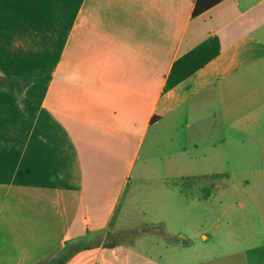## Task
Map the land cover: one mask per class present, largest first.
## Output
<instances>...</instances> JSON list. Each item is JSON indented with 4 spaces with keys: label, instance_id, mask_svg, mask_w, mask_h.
I'll use <instances>...</instances> for the list:
<instances>
[{
    "label": "crops",
    "instance_id": "obj_1",
    "mask_svg": "<svg viewBox=\"0 0 264 264\" xmlns=\"http://www.w3.org/2000/svg\"><path fill=\"white\" fill-rule=\"evenodd\" d=\"M196 2L0 0V264L64 255V264H160L121 241L105 245L110 234L101 231L122 151L133 152V164L148 129L166 118L230 126L245 134L243 158H264V0H224L193 16ZM214 37L220 54L166 91L174 62ZM9 82L26 87L13 90L21 103L39 96V122H22V138L9 135L21 129L22 111ZM248 172L264 175V167ZM202 190L206 198L214 188ZM261 194L252 198L264 223ZM253 230L259 243L245 262L264 264V226Z\"/></svg>",
    "mask_w": 264,
    "mask_h": 264
},
{
    "label": "rangeland",
    "instance_id": "obj_2",
    "mask_svg": "<svg viewBox=\"0 0 264 264\" xmlns=\"http://www.w3.org/2000/svg\"><path fill=\"white\" fill-rule=\"evenodd\" d=\"M0 90L6 88L2 85ZM9 91L15 105L22 109H16L14 118V127L21 129L10 131L9 135L22 138V122H39V96H30L28 104H24L21 103L23 92ZM137 115L139 121L140 113ZM2 127L0 124V134ZM5 134L6 131L1 138ZM244 137V133L230 126L222 128L213 122H200L196 127L194 122L169 126L166 118L152 125L133 164L131 150L122 151L117 167L112 163L116 174L109 199L114 202V208L107 231L101 232L110 234L107 238L119 237L123 251L132 247L145 259L160 264H196L205 257L216 260L200 264H246L245 251L259 243L260 237L248 230L260 232L264 226L252 198L255 193L264 194V190L254 191L260 188L255 185L264 184V175L248 171L252 167H264V158H243L245 154L240 153L239 142ZM232 147L236 149L232 151ZM216 173L227 176L214 177ZM204 186L214 188L210 197H201L205 194ZM234 226L237 229L230 234ZM164 235L180 243H170ZM203 235L207 236L206 240ZM232 252L235 254H229Z\"/></svg>",
    "mask_w": 264,
    "mask_h": 264
},
{
    "label": "trees",
    "instance_id": "obj_3",
    "mask_svg": "<svg viewBox=\"0 0 264 264\" xmlns=\"http://www.w3.org/2000/svg\"><path fill=\"white\" fill-rule=\"evenodd\" d=\"M224 0H197L193 16H199L212 7L216 6L220 2ZM221 43L218 37L211 38L179 59H177L172 67L171 73L167 79V84L165 87L166 91H169L170 89L176 87L189 77H191L193 74H195L197 71L204 68L208 63H210L212 60H214L221 51ZM10 90H14V88H19V90H24L26 87L17 83V82H9ZM8 88V87H7ZM214 177H222V175H214ZM169 242H179V240L175 239L174 241L170 238H166ZM121 239L119 237L117 238H106L105 239V245L107 246H115L119 244ZM66 261L65 255L60 257L58 260L54 261L51 264H64Z\"/></svg>",
    "mask_w": 264,
    "mask_h": 264
}]
</instances>
